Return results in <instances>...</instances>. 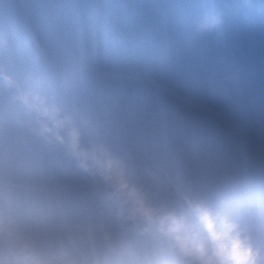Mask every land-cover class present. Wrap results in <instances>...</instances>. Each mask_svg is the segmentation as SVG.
<instances>
[{
  "label": "rangeland",
  "instance_id": "obj_1",
  "mask_svg": "<svg viewBox=\"0 0 264 264\" xmlns=\"http://www.w3.org/2000/svg\"><path fill=\"white\" fill-rule=\"evenodd\" d=\"M144 1L139 3H145L150 14L139 16L140 9L133 0H0V71L9 76L14 62L21 69L11 78L13 85H6L5 95L0 96V111L6 100L7 103L18 100L21 102L18 106L24 107L18 117L9 118L5 126L0 125V168L21 157H31L53 172H63L80 182L90 181L60 141L54 136H38L41 131L36 113L20 99L24 90L38 85L45 105L73 118V126L85 145L89 141L102 144L130 169L146 168L166 174L192 198L195 194L204 201L221 193L209 207L213 201L235 197L248 211L264 212L257 191L261 187L260 179H264L258 144L255 143L257 152L244 153L245 137L235 141L227 132V125L220 121L221 116L231 119L244 135L255 129L264 131V36L251 34L255 27H264L259 23L264 19L253 25L239 23L240 20L245 23L264 0H237V4H231V0ZM189 1L197 2L198 9L189 7ZM243 1L247 6H242ZM119 2L135 15L129 16ZM212 2L218 6L221 18L212 9ZM94 12L102 17L100 32H105L110 44L107 59L93 68V73H98H92L96 77L91 76L89 68L82 69ZM206 13H214L223 22L228 37L220 22L213 21L219 41L204 39L202 24L211 23ZM230 13L234 14V20L226 22ZM124 16L131 20V27L125 31L120 28ZM7 23L12 24L10 29ZM237 26L248 31L245 37L235 38L239 32L232 30ZM26 32L35 46H39L41 56H36L22 41ZM180 35L185 39L181 37L180 41ZM171 39L176 49L169 47L167 40L171 42ZM143 42L154 45L145 49L140 46ZM184 42L189 45L188 53L180 50ZM127 43H131L130 47L137 46L134 55L114 51L128 49ZM151 53L159 56L155 59L159 66H153L162 67L165 75L158 71L148 74L113 71L114 63L126 56L129 60L140 59L151 57ZM68 74L75 80L69 79ZM149 79L158 82L154 84L157 88H169L181 100L185 97V103L199 102L198 106L207 105L228 117L182 104L170 91H167L170 101L156 93L155 96L145 84ZM251 116L260 118L261 124L253 123ZM228 140H231L229 149ZM231 150L240 152L241 166L232 170L227 166ZM182 159L189 165L188 174H182L178 168ZM245 185H249L248 195H244ZM156 194L163 197L160 191ZM93 203L95 210L103 211L96 201ZM154 236L165 246L168 255H160L156 248L149 247L152 259L168 264H187L191 259L173 247L170 240ZM261 264H264V248Z\"/></svg>",
  "mask_w": 264,
  "mask_h": 264
},
{
  "label": "clouds",
  "instance_id": "obj_2",
  "mask_svg": "<svg viewBox=\"0 0 264 264\" xmlns=\"http://www.w3.org/2000/svg\"><path fill=\"white\" fill-rule=\"evenodd\" d=\"M0 78L13 85L2 71ZM38 87L20 99L35 111L41 134L60 141L90 181L31 157L0 168V264H168L134 239L145 233L170 240L191 258L187 264H261L264 212L253 214L234 198L209 207L166 174L130 169L102 144L85 145L73 118L45 105Z\"/></svg>",
  "mask_w": 264,
  "mask_h": 264
},
{
  "label": "bare ground",
  "instance_id": "obj_3",
  "mask_svg": "<svg viewBox=\"0 0 264 264\" xmlns=\"http://www.w3.org/2000/svg\"><path fill=\"white\" fill-rule=\"evenodd\" d=\"M133 2L140 9V12L137 11L139 16H145V14H148V15L150 14V10H147V5H144L145 3H143V5H140L139 0H133ZM236 2H237V0L236 1L235 0H231V4H234ZM192 5L195 6L196 9H198L199 5H198L197 2H192L190 4V1H189L188 2V6L191 7ZM242 6H247L246 1L242 2ZM119 16H120V14H119ZM130 27H131L130 18L127 17V16L122 17V19L120 21L121 30L125 31V30L129 29ZM201 31L203 33L204 39H206L208 42H215V41L218 42L219 41V39L217 37V36H219V34L216 33L213 25L203 26ZM232 31L239 32V34L237 33L235 38H238V37L240 38L242 36L245 37V35L248 33V31L244 30L243 27H241V26H237L235 28V30H232ZM251 34L252 35L264 36V27H255V29L252 31ZM96 37H97V47H98L97 48L98 49V51H97V54H98L97 62H99V61L101 62L102 61V63H104L105 59H107V56H108V54L106 53V50L110 47V44H108L109 42H107V36H106L105 32L101 33L99 31V33L97 34ZM181 37L183 39H185L184 35H180V36H178L180 41L182 40ZM182 44L184 45V47H186V49H184V47H182V48H180V50H182V52H184V53H188V51H187L189 49L188 43L184 42ZM136 47L137 46H132V47H129L128 49L118 48V49H115L114 51L117 50V53H123L124 52V53H127L128 55L132 56V55L135 54ZM0 55H1V51H0ZM99 57H100V60H99ZM103 66H105V65H103ZM18 67L19 66L15 62L13 64L11 63V67L9 68V70H10L9 71V77L13 78V77L17 76V71L21 70ZM113 71L118 72V74H121L122 72L125 73V72H131V71L140 72L142 74H145V73L148 74V73H152V72H157L158 71L161 74L165 75V73H164L165 71H163L160 68L152 66L151 63H149V64H141L140 66H130V67H127V66H124V65H120L119 67H117ZM6 85H7L6 82L2 79L0 81V96L5 93V90H7V86ZM140 105L146 106L143 103H140ZM219 112L222 113L221 111H219ZM223 115H225V114H223ZM225 116L228 117V115H225ZM251 117L253 118V123L259 122L261 124V122L259 121L260 118L258 120L257 116H251ZM229 120L231 121V119H229ZM231 122L234 123V121H231ZM250 133L254 135L253 136V140L255 141L254 142V147L257 148L255 146L256 145L255 143H257L258 144V148L261 151L260 155H261L262 162L259 164V166H261V170L263 171L264 170V166H263L264 165V131L255 129V132L252 133V131H250ZM231 136L234 137L232 134H231ZM234 139H235V141H237V139L235 137H234ZM232 142H234V141H232ZM230 143H231V140H228L227 145H226V147L228 149H229V144ZM230 149H231V147H230ZM243 152H244V150H243ZM239 154H240V152L238 153V152H235V151H232V150L229 151L228 165L227 166H228V168L230 170L237 169V168L241 167V166H239V163H238L239 162ZM82 183L83 184H88L89 182H82ZM160 192H161L162 196H165L166 192H165L164 189H161ZM193 198L194 199H200L195 194H193ZM252 213L255 214L256 212H252ZM155 237L156 236H154L153 233H145L142 236L136 235L134 237V239H137L138 241L140 240L141 241L140 244L144 245L147 248L151 247L153 250L156 248L157 253L160 254V255L164 254V253L165 254L167 253V255H168V252L165 250V246H163L161 241L156 240Z\"/></svg>",
  "mask_w": 264,
  "mask_h": 264
}]
</instances>
